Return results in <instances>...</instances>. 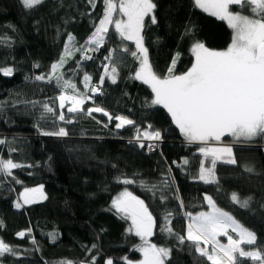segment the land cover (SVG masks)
I'll use <instances>...</instances> for the list:
<instances>
[{
	"label": "trees",
	"instance_id": "1",
	"mask_svg": "<svg viewBox=\"0 0 264 264\" xmlns=\"http://www.w3.org/2000/svg\"><path fill=\"white\" fill-rule=\"evenodd\" d=\"M153 3L157 23L147 17L142 36L157 76L168 78L170 68L175 76L189 71L195 63V42L214 51L230 47L233 29L195 0ZM104 9V0H96L94 7L87 0H43L33 9L24 8L21 0H0V68L14 70L10 77L0 72V102L6 105L0 113V140L5 141L0 144V158L21 165L11 176L0 177V240L16 253H6L0 263L90 264L92 257L95 264H106L108 259L112 264L139 262L142 240L129 231V220L112 208L113 197L122 188L143 200L154 217L150 241L171 250L164 264H211L190 242L177 239L187 235L188 213L209 210L205 196L256 234L255 245H241L244 251L264 253V136L234 146L236 164L226 163L228 156L218 159L216 183L199 180L206 157L199 151L203 146L188 143L171 113L152 103L153 90L135 76L141 67L140 59L131 55L137 52L135 42L111 27L105 41L92 51V59L82 56L91 47L86 42ZM230 9L240 11L237 6ZM241 13L251 15L247 7ZM69 35L74 38L71 42ZM61 57L66 62L54 73L51 66ZM85 75L90 77L87 82ZM3 82L11 83L5 93ZM62 92L81 98V109L69 112L61 107ZM45 104L54 111L44 112ZM97 107L103 111H94ZM61 114L64 120L59 119ZM117 116L135 124L116 128ZM61 128L66 136L43 134ZM137 129L141 134L159 131L160 147L149 150L141 136L145 147L140 148L135 142ZM125 178L134 182H119ZM153 185L155 195L148 190ZM33 188H41L46 198L23 204L21 193ZM161 193L166 199H160ZM232 193L241 199L251 197L249 209L235 204ZM17 202L22 207L17 208ZM169 212L170 225L164 219ZM165 227L176 235L162 231ZM21 231L23 237L18 235ZM237 258L239 264H257L238 254Z\"/></svg>",
	"mask_w": 264,
	"mask_h": 264
},
{
	"label": "snow or ice",
	"instance_id": "2",
	"mask_svg": "<svg viewBox=\"0 0 264 264\" xmlns=\"http://www.w3.org/2000/svg\"><path fill=\"white\" fill-rule=\"evenodd\" d=\"M89 5L95 6L96 0H87ZM43 3V0H21V4L26 9ZM197 6L206 12H211L221 20H226L229 26L234 29L230 47L226 51H214L205 47L202 42H195L192 51L195 53V63L189 71L183 75H171L172 69H169V77L161 79L152 71L148 62V50L143 45V37L141 35L144 28L145 17L150 16L152 24L157 23L155 16L156 4L153 0H104L103 18L99 21V26L95 32L89 37L86 43L95 42L99 44L103 41L104 35L108 31V25L113 23V13L119 7L120 13L126 19H117L114 21L115 28L123 39L135 41L137 52L131 55L137 57L141 61L140 71L135 76L151 85L155 93L153 104H162L171 113L176 125L185 136L188 142L208 141L214 139L219 141L225 133H230L237 139L243 137L252 139L258 136H264V0H195ZM231 6H237L240 11L233 12ZM247 7L251 13L250 16L242 15L241 12ZM69 41L74 38L69 35ZM67 46L65 52L67 53ZM127 52V48L124 49ZM179 53H177V59ZM85 59H92L91 56H85ZM105 59H109L105 57ZM66 62V57L53 64L52 70L55 71ZM176 60L172 61L173 67ZM13 68H0V72L4 76H12ZM113 83L116 79V69L113 67ZM37 80L45 79L44 76L35 77ZM49 79H52L50 76ZM57 83L61 78L56 77ZM90 77L85 75V81ZM103 81L101 80V83ZM65 85H70L65 81ZM98 89H93V92ZM66 97L61 95L59 100L61 106ZM91 99V97H89ZM83 103L80 100H73V107L69 108V112L79 111V105ZM4 102H0V113L5 109ZM54 110L47 104L44 105V112L51 113ZM93 109H89L91 113ZM94 111L101 112L103 109L97 107ZM107 114V113H105ZM60 120H64L63 114L59 116ZM119 123L116 128H122L125 125H134L135 122L123 116H117ZM151 127V126H149ZM44 135L66 136L68 133L61 128L55 133H43ZM141 136L149 140L159 141L162 139L159 131L140 133L137 129L135 142L140 148H144L141 142ZM5 141L0 140V144ZM132 143V141H130ZM157 145L149 144L148 149L152 150ZM206 157L211 156L210 169L201 166L199 180L205 183H216L214 169L218 159H221L220 153H227L228 159L225 161L229 164H236V160L232 155V149L202 147L199 149ZM188 161L184 160V164ZM21 167L14 163L11 159L4 160L0 158V177L11 176L12 170ZM115 167V166H113ZM247 172L251 173L253 169L246 167ZM119 182L130 184L134 181L123 179ZM167 184V181H165ZM42 188V186H41ZM41 188L25 189L24 204L35 202L34 196L28 193L41 192ZM155 195L157 186L153 185L148 189ZM41 197L43 196L41 192ZM231 200L241 208L249 209L251 197L241 199L238 194L232 193ZM161 200L166 197L161 193ZM205 199L212 208L210 212L198 213L195 217L188 213L191 222L187 226V235L178 236L180 243L185 240L194 246L202 257H206L211 264H239L237 254L240 258L248 257L264 264V253L258 249L255 251H244L242 244L255 245L257 241L256 234L240 225L235 218L219 210L211 196H205ZM182 204V202H181ZM17 208L22 207L17 202ZM112 208L123 219H130L132 227L138 236L146 237L152 234L154 226V217L148 211L144 201L132 193L124 191L120 196L112 202ZM171 213H167L164 217L166 224L170 225ZM232 228L234 232H238L239 239H233L228 234V229ZM132 231V228L129 229ZM170 235H176L170 227L162 228ZM23 237L25 232L18 233ZM225 235L228 237V243L220 244L217 237ZM52 238H56V234H52ZM212 244L211 252L201 247ZM146 247L140 249L144 253V260L141 264H164L163 257L170 254V249L157 248L156 245L147 244ZM97 246L94 244L92 248ZM6 253L15 255V251L8 244L0 240V257ZM90 264H95V257H92ZM106 264H112V260L108 259Z\"/></svg>",
	"mask_w": 264,
	"mask_h": 264
},
{
	"label": "rangeland",
	"instance_id": "3",
	"mask_svg": "<svg viewBox=\"0 0 264 264\" xmlns=\"http://www.w3.org/2000/svg\"><path fill=\"white\" fill-rule=\"evenodd\" d=\"M202 9V8H201ZM231 10V9H230ZM232 11V10H231ZM207 13H209V14H211V12H207ZM242 14V13H241ZM212 15V14H211ZM242 15H244V14H242ZM217 17V16H216ZM146 18L147 17H145V20H146ZM117 19H126V17H123L122 16V14L120 13V10H119V7L117 6V9H116V11L113 13V23L112 24H110V25H108V30L111 28V27H114L115 28V23H114V21L115 20H117ZM227 24H228V22L226 21V20H224ZM145 22V21H144ZM229 25V24H228ZM116 29V28H115ZM233 31H234V29H233ZM234 34H235V32H234ZM141 35H142V33H141ZM143 37V36H142ZM105 41V38L103 39V41L101 42V43H99V44H96L94 41L93 42H90L89 44L91 45V47L90 48H88L87 50H86V52L85 53H83V57H85V56H90L91 55V53H92V51L93 50H95V48H97V46H100L103 42ZM135 42V41H134ZM143 45H144V42H143ZM145 47V46H144ZM146 48V47H145ZM194 53V52H193ZM137 54H138V56H139V52H138V49H137ZM147 55H148V53H147ZM194 55H195V53H194ZM141 62V61H140ZM148 62H149V65H150V67H151V71L157 76V74L154 72V70H153V68H152V64H151V62H150V59H149V56H148ZM157 77H159V76H157ZM159 78H161V79H164V78H162V77H159ZM140 80V79H139ZM141 81H143V80H141ZM144 82V81H143ZM147 85H149L150 87H151V85L150 84H148V83H146ZM11 85V83H9V82H3V91H4V93H5V91H6V89L9 87ZM151 89H152V87H151ZM97 92V91H96ZM154 92V91H153ZM155 94V93H154ZM61 95H64L65 97H66V99H65V101L63 102V106H61V102H60V106L61 107H68V109L69 108H71V107H73V100L75 99V100H80V101H83L81 98H79V97H77V96H74V95H72V94H68V93H66V92H62V94ZM60 95V96H61ZM60 101V100H59ZM82 104L83 103H81L78 107H79V109H81V106H82ZM160 105H162V104H160ZM163 107H164V105H162ZM95 109V108H94ZM167 109V108H166ZM118 123H119V121H118ZM125 126H127V125H125ZM144 132H150V131H143L142 133H144ZM183 134V133H182ZM184 136V135H183ZM224 137H226V138H229L230 139V141H228V140H225L226 138H221L219 141H216V140H214V139H210V140H208V141H195V142H191L192 144H197V145H201V146H203V147H216V148H226V147H230L231 149H232V155L234 154V146H237V145H242V144H244V143H248V142H252L253 140H255L257 137H255V138H252V139H245V138H243V137H241V138H239V139H237L236 137H233L230 133H225L224 135H223ZM184 138H185V136H184ZM142 139L149 145V144H154V145H158L159 144V142L160 141H156V140H149L148 138H146V137H143L142 136ZM186 139V138H185ZM143 141V142H144ZM188 143H190V142H188ZM158 147V146H157ZM220 155V157L222 158L223 156H228V154L227 153H220L219 154ZM224 158V157H223ZM227 158V157H226ZM226 158H224V159H226ZM211 159H212V157L211 156H207V157H204L203 158V160H202V163H201V166H203L205 169H210L211 167H212V165H211ZM217 161H219V160H217ZM217 163V162H216ZM215 167H216V165H215ZM214 176H215V179H216V172H215V169H214ZM202 181V180H201ZM33 189H37V188H33ZM124 191H127V192H130L127 188H122L121 190H119L116 194H115V196L113 197V200L115 199V198H117L118 196H120ZM42 192V191H41ZM41 192H36V193H28V195H30V196H34V198H35V200L36 199H38V198H40V199H43L42 197H41ZM24 196H25V190L21 193V201H22V203L24 204ZM113 202V201H112ZM208 203V202H207ZM28 204H30V203H28ZM208 205H209V203H208ZM220 210V209H219ZM210 211H212V208H211V206L209 205V210L208 211H206V212H210ZM222 211V210H221ZM224 212V211H223ZM226 213V212H225ZM197 215V214H196ZM196 215H192V217H195ZM231 216V215H230ZM129 220V222H130V225H131V228H132V231L136 234V231H135V229L132 227V223H131V220L130 219H128ZM191 222V220H190V218H188V224ZM154 223H155V220H154ZM154 227V226H153ZM228 234L230 235V236H232V238L235 240V239H239V236H238V232H234L233 230H232V228H229L228 230ZM137 235V234H136ZM140 238H141V240H142V244L138 247V250L140 251V253H141V260L139 261V262H135V263H133V264H141V262L144 260V253H143V251H141L140 249H142L143 247H146L147 245H146V243H145V241H147V244H150V245H155V244H153L151 241H150V237H151V235H149V236H146V237H141V236H139ZM217 240L220 242V244H227L228 243V237L227 236H225V235H220V236H218L217 237ZM202 243V242H201ZM203 244V243H202ZM157 246V245H156ZM202 247H204V248H206V249H208L209 250V252H211V250H212V248H213V245L212 244H207V245H204L203 244V246ZM157 248H163V247H160V246H157ZM166 249V248H165ZM169 257V255L167 256V257H163V259H164V263H165V261H166V259ZM256 263L257 264H261V262L260 261H256ZM1 264V263H0ZM61 264H72L71 262H62Z\"/></svg>",
	"mask_w": 264,
	"mask_h": 264
},
{
	"label": "built area",
	"instance_id": "4",
	"mask_svg": "<svg viewBox=\"0 0 264 264\" xmlns=\"http://www.w3.org/2000/svg\"><path fill=\"white\" fill-rule=\"evenodd\" d=\"M96 94H98V91L97 92H95ZM160 142H159V144L154 148V149H152L151 151H155V150H157L158 148H159V145L162 143V140H159Z\"/></svg>",
	"mask_w": 264,
	"mask_h": 264
},
{
	"label": "flooded vegetation",
	"instance_id": "5",
	"mask_svg": "<svg viewBox=\"0 0 264 264\" xmlns=\"http://www.w3.org/2000/svg\"><path fill=\"white\" fill-rule=\"evenodd\" d=\"M222 137H223V138H226L227 136H226V137L222 136ZM222 137H221V138H222Z\"/></svg>",
	"mask_w": 264,
	"mask_h": 264
},
{
	"label": "bare ground",
	"instance_id": "6",
	"mask_svg": "<svg viewBox=\"0 0 264 264\" xmlns=\"http://www.w3.org/2000/svg\"><path fill=\"white\" fill-rule=\"evenodd\" d=\"M161 145V144H160ZM160 145H159V147H160Z\"/></svg>",
	"mask_w": 264,
	"mask_h": 264
}]
</instances>
